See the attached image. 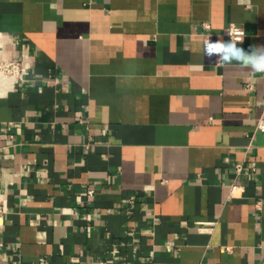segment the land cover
Masks as SVG:
<instances>
[{"label":"crops","instance_id":"obj_1","mask_svg":"<svg viewBox=\"0 0 264 264\" xmlns=\"http://www.w3.org/2000/svg\"><path fill=\"white\" fill-rule=\"evenodd\" d=\"M232 24L264 46V0H0L26 65L0 75V264H264V73L205 53Z\"/></svg>","mask_w":264,"mask_h":264},{"label":"clouds","instance_id":"obj_2","mask_svg":"<svg viewBox=\"0 0 264 264\" xmlns=\"http://www.w3.org/2000/svg\"><path fill=\"white\" fill-rule=\"evenodd\" d=\"M241 45L242 40H210L205 53L210 57L222 59L225 64L235 62L254 73H264V46H250L245 50Z\"/></svg>","mask_w":264,"mask_h":264},{"label":"built area","instance_id":"obj_3","mask_svg":"<svg viewBox=\"0 0 264 264\" xmlns=\"http://www.w3.org/2000/svg\"><path fill=\"white\" fill-rule=\"evenodd\" d=\"M225 34L230 39L242 40V41H244L247 36L246 30L243 27L235 24H232L229 27H227L225 29ZM25 69H26V65L24 58L23 59L21 58L20 60H7L4 62H0V72L15 75L17 78H22ZM248 87L251 89L252 84L249 83ZM257 128L258 130L264 132V117L259 119ZM237 169L242 170V165H238ZM4 220H5V209L3 206V202L0 198V236L3 230Z\"/></svg>","mask_w":264,"mask_h":264},{"label":"bare ground","instance_id":"obj_4","mask_svg":"<svg viewBox=\"0 0 264 264\" xmlns=\"http://www.w3.org/2000/svg\"><path fill=\"white\" fill-rule=\"evenodd\" d=\"M0 75H3V76H10L11 77V75H9V74H7V73H4V72H0ZM15 76V75H14ZM13 75H12V77H14ZM16 77V76H15Z\"/></svg>","mask_w":264,"mask_h":264}]
</instances>
